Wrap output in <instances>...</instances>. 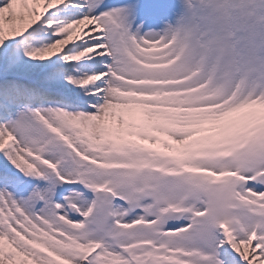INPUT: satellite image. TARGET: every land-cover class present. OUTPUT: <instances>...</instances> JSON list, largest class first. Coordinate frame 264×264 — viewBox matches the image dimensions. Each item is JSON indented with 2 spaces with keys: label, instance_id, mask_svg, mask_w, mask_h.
Segmentation results:
<instances>
[{
  "label": "snow or ice",
  "instance_id": "6c2138e0",
  "mask_svg": "<svg viewBox=\"0 0 264 264\" xmlns=\"http://www.w3.org/2000/svg\"><path fill=\"white\" fill-rule=\"evenodd\" d=\"M0 264H264V0H0Z\"/></svg>",
  "mask_w": 264,
  "mask_h": 264
}]
</instances>
